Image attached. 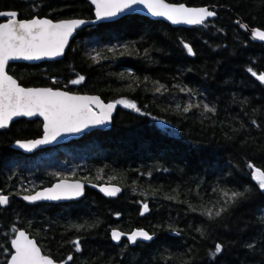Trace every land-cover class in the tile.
Listing matches in <instances>:
<instances>
[{
  "label": "trees",
  "instance_id": "1",
  "mask_svg": "<svg viewBox=\"0 0 264 264\" xmlns=\"http://www.w3.org/2000/svg\"><path fill=\"white\" fill-rule=\"evenodd\" d=\"M167 1L210 6L217 15L194 28L126 15L79 31L59 60L8 66L23 86L96 94L136 109L120 105L109 130L60 147L85 149L82 169L66 177L115 183L121 191L114 197L86 188L78 201L24 202L19 194L60 177L38 173L39 184L28 189L25 173L11 167L14 159L31 158L11 144L38 138L39 119L0 128V195L8 196L0 206V264L7 263L19 229L68 264H264V191L249 167L264 171V83L252 75L264 74V43L237 24L264 30V0ZM3 11L20 19L94 17L87 0H0ZM87 39L111 48L92 56ZM81 76V83H71ZM181 89L214 111L191 106L185 112L182 99L174 100ZM224 192L243 195L228 202ZM135 228L155 238L112 242L111 230Z\"/></svg>",
  "mask_w": 264,
  "mask_h": 264
},
{
  "label": "snow or ice",
  "instance_id": "2",
  "mask_svg": "<svg viewBox=\"0 0 264 264\" xmlns=\"http://www.w3.org/2000/svg\"><path fill=\"white\" fill-rule=\"evenodd\" d=\"M96 6V17L102 19L105 17H114L134 5L142 4L153 16L165 17L173 24H202L206 18L215 15L207 8H187L181 5H169L164 0H92ZM7 15L9 20L6 23H0V128L8 126L9 121L17 116H42L44 119V136L35 141L19 143V147L25 150H32L38 145H44L56 140L64 133H79L90 125H103L108 122L111 112L116 106L113 103L103 104L98 97L73 96L66 92L53 91L52 89H25L20 87L17 82L5 72V66L9 60L40 59L43 56L54 57L63 53L68 38L72 35L74 29L79 27L84 21L71 20L53 23L48 19H31L29 21L17 20V13H0ZM241 27H246L241 25ZM252 36L255 39L264 41V31L252 30ZM184 47L192 54V49L185 44ZM251 71V69L249 70ZM258 80L264 83V74L252 72ZM84 77H79L71 81L73 84H79ZM163 87V86H161ZM159 90V89H157ZM125 107L136 109L134 103L128 101H117ZM91 104L100 108V114L92 112ZM191 105L184 111L190 110ZM206 111H214L205 105ZM252 176L259 184V188L264 190V171L254 168ZM82 185L80 183L67 184L61 182L51 189L44 192H37L33 196H25V200L37 201L41 199L59 200L80 196L82 194ZM107 195L114 196L119 191L118 188L101 189ZM228 202L234 201L237 197L243 195L240 192H233L229 195L224 192ZM8 203V197L0 195V206ZM148 207L144 205V211ZM220 209L215 213L220 215ZM143 214V212L141 213ZM211 217V212H209ZM82 227V226H81ZM122 233L113 230L112 239L120 241ZM138 238L151 240L152 237L143 230H138L128 236V240L136 242ZM76 251H80L79 241H73ZM14 254L8 264H54V262L41 255L40 249L35 242L23 232L19 231L14 239L11 240ZM222 251V245L215 246V253ZM72 259L71 256L68 257Z\"/></svg>",
  "mask_w": 264,
  "mask_h": 264
},
{
  "label": "water",
  "instance_id": "3",
  "mask_svg": "<svg viewBox=\"0 0 264 264\" xmlns=\"http://www.w3.org/2000/svg\"><path fill=\"white\" fill-rule=\"evenodd\" d=\"M87 1L93 7L94 17L93 18H90V19H86V18H68V19H62V20H52V19H50L48 17H38V16H34V17H31V18L20 19L19 16H18V13L15 12V11H3V12H0V13L15 12V13H17V20H19V21H29V20L34 19V18L35 19H48V20H51L53 23L61 22V21H71V20H81V21H84V23H82L79 27H77L76 29L73 30L72 35L68 38V43L65 45L64 51H63V53L61 55L54 56V57L43 56L40 59H33V60H25V59L20 58V59H12V60H9L8 61L7 65L5 66V72L7 73V75L11 76L17 82V84L20 87H23L25 89H52L51 87H44V86L33 87V86H23V85H21L19 83V81L17 80V78H15L14 76H12L8 72V66L10 64H14V63L39 64V63L44 62V61H55V60H59V59H61V58L64 57L65 52H66L68 46L70 45L71 41L76 37V35L78 34V32L81 31L82 29L88 27V26L98 25V24L107 23V22H113V21H116V20H118V19L126 16V15L137 14V15H140V16H143V17L150 18L151 20H161V21H164V22L168 23L169 25H171L172 27L194 28L196 26L203 25L205 22H207L208 20L216 17V15H217L216 12L213 10V8H211L210 6H189V5H186L184 3H172V2H168L167 0H164V3H167L169 5H181V4H183L187 8H194V9L207 8L209 11L214 12L215 15L206 18V20L202 24H186V23L173 24L171 21H169L165 17L153 16L150 12H148L147 8H145L144 5L138 4V5L132 6V8H130V9H126L123 12L118 13L114 17H105V18H102V19H97V17H96V6H95V4L92 3V0H87ZM0 17L1 18H6V20L2 21L1 23H6L9 20V17L7 15H0ZM237 24L239 25V27L241 28V30L243 32H245L247 34V36L252 41L264 43V41H261L259 39H255L252 36V30H261V29H259V28H251L246 23L242 22V20H238L237 21ZM241 25H245L246 27H241ZM262 31H264V30H262ZM52 90L53 91L66 92L69 95H73V96L98 97L103 104L107 105L109 103H113L116 106L112 110L111 116H110V118H109V120H108L107 123H105L103 125H90L88 128H85L83 131H81L79 133H64L61 136L57 137V139L54 140V141H52L51 143L44 144V145H38L36 148H34V149L30 150V151L29 150H25L23 148H20L19 147V143H25V142H29V141H35V140H38V139L43 138V136H44V119H43L42 116H39V115H35V116H31V117H29V116H17V117H13L12 120L9 121L8 126L5 127V128H8L11 125V123H13L15 120H18V119H21V118H25V119H28V120L39 119L42 122V131L43 132H42V135L39 136L38 138H35V139H26V140H17L15 142H13L11 144V148L12 149H14V150H16L18 152L24 153L26 155H30V154L35 153L36 151L41 150V149H46L48 147H54V146H57V145H60V144H65V143H69V142L74 141V140H78L81 137H83V135L85 133H90V132L95 131V130H104V131H106V130H109L111 128L112 122H113V117H114V115L116 113V110H117V107H118V104L116 102H112V101L111 102H106L99 95H96V94L74 93V92H69V91L62 90V89H52ZM90 107H91L93 113H95L96 115H99L100 114V108H98L95 104H91ZM254 168H257V167H254ZM257 169H259V168H257ZM61 182H65L67 184L80 183L82 185V188H83L82 194L80 196L71 197V198H64V199H59V200L41 199V200H37V201H30V200H25L24 199L25 196H33L37 192H44L45 190L51 189L55 185H57V184H59ZM86 188H90V189L96 190L97 192H99L100 194H102L105 197H114V196L118 195L120 193V191H121L120 186L117 185V184H115V183H95V182L85 181V180H82V179L61 178V179H58V180L54 181L53 183H51L49 185H46V186H43V187H39V188L35 189L33 192L25 193V194L24 193L23 194H19L18 195V198L22 199L24 202H26L28 204H36V203H42V202L43 203H65V202H70L72 200H76L77 201V200H80L81 198H83L84 195H85ZM112 188H118L119 189V191L114 196L107 195L104 191L101 190V189H112ZM147 211H144V208H143V213H146ZM113 230H117V231L121 232L123 234L122 237H121V239L122 238H125L130 245H134L137 242H150L151 240H153L155 238V235H152L147 230L141 229V228H135V229H133L130 232H122V231H120L118 229H113ZM113 230H111V232H110L111 240H112V242L114 244H119L121 242V239H120V241H114L112 239V231ZM138 230H143V231L147 232L152 237V239L151 240H143L141 238H138L136 242L129 241L128 240V236L131 235V233H133L135 231H138ZM19 231H23L29 237V239H31V240H33L35 242V244L37 245V247L40 249V252H41V255L42 256H45V257L50 258L54 262V264H67L65 262L55 261L52 257L44 254L42 248L39 246V244L37 243L36 239L33 238L28 232H26L23 229L17 230L16 233H15V235H14V237H13V239L16 237V235L18 234ZM10 246H11V249L13 251L12 254H14V249L12 248L11 243H10ZM10 260H11V256L8 259L7 264H8V262Z\"/></svg>",
  "mask_w": 264,
  "mask_h": 264
},
{
  "label": "rangeland",
  "instance_id": "4",
  "mask_svg": "<svg viewBox=\"0 0 264 264\" xmlns=\"http://www.w3.org/2000/svg\"><path fill=\"white\" fill-rule=\"evenodd\" d=\"M85 47L90 54L95 57L98 56L103 49L111 48L108 43L93 42L88 39L85 42ZM179 92V95L176 96L174 100L178 103L183 101L182 104L184 108L191 105L198 109L205 110V105L208 106L207 102L202 97L194 96L192 98L188 96V91L186 89H181ZM118 104L121 106L124 105L122 103ZM84 151L85 149L79 148L78 146L71 149L59 148L31 156L28 160H24V158L20 160L14 159L11 167L16 172H24L25 177L28 178L27 188L33 189L39 184V182L34 179V176L38 173L47 174L57 178L63 176L70 177L77 174L78 170H81L83 167L82 158L86 156Z\"/></svg>",
  "mask_w": 264,
  "mask_h": 264
},
{
  "label": "flooded vegetation",
  "instance_id": "5",
  "mask_svg": "<svg viewBox=\"0 0 264 264\" xmlns=\"http://www.w3.org/2000/svg\"><path fill=\"white\" fill-rule=\"evenodd\" d=\"M77 141V140H76ZM73 142V141H72ZM69 144V143H68ZM64 145H66V144H64ZM64 145H59V146H57V147H52V148H47V149H45V152L46 151H50V150H52V149H56V148H60V147H62V146H64ZM44 150H42V151H40V152H37V153H35V154H33V155H31V156H34V155H37V154H39V153H41V152H43ZM66 178H69V177H66ZM71 179H73V178H71ZM8 197V196H7ZM72 201H76V200H72ZM78 201V200H77ZM71 202V201H70ZM55 204H57V203H55ZM12 250V249H11ZM13 252V251H12ZM12 254V253H11ZM45 254V253H44ZM47 255V254H46ZM11 256V255H10ZM49 256V255H48ZM10 258V257H9ZM8 258V259H9ZM8 261V260H7ZM58 262H61V261H58ZM66 263V262H65ZM7 264V263H6Z\"/></svg>",
  "mask_w": 264,
  "mask_h": 264
},
{
  "label": "bare ground",
  "instance_id": "6",
  "mask_svg": "<svg viewBox=\"0 0 264 264\" xmlns=\"http://www.w3.org/2000/svg\"><path fill=\"white\" fill-rule=\"evenodd\" d=\"M3 196H5V195H3Z\"/></svg>",
  "mask_w": 264,
  "mask_h": 264
}]
</instances>
